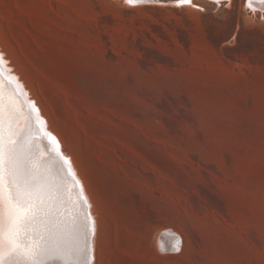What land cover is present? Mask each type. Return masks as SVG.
Listing matches in <instances>:
<instances>
[{
	"label": "rangeland",
	"instance_id": "obj_1",
	"mask_svg": "<svg viewBox=\"0 0 264 264\" xmlns=\"http://www.w3.org/2000/svg\"><path fill=\"white\" fill-rule=\"evenodd\" d=\"M246 4L0 0V55L89 194L93 264H264V11Z\"/></svg>",
	"mask_w": 264,
	"mask_h": 264
},
{
	"label": "snow or ice",
	"instance_id": "obj_2",
	"mask_svg": "<svg viewBox=\"0 0 264 264\" xmlns=\"http://www.w3.org/2000/svg\"><path fill=\"white\" fill-rule=\"evenodd\" d=\"M157 2L125 0L129 5ZM174 2L181 6L192 4L193 0ZM259 3L264 10V0ZM3 65L4 58L0 56V264H50L56 259L61 264H87L81 258L90 251L89 239L95 235L96 223L90 213L84 212L88 201L80 181L70 159L63 155L59 141L46 131L39 117L33 122L29 114L25 129L14 127L17 111L11 103L3 101ZM12 83L9 77L7 87L14 94ZM36 111L32 104L31 112ZM34 123L39 127H34ZM45 137L48 155L41 158L35 145ZM69 182L76 194L72 207L79 208L71 219L62 218L60 211L71 203L64 196V185ZM168 250L179 252L181 248L177 242Z\"/></svg>",
	"mask_w": 264,
	"mask_h": 264
},
{
	"label": "bare ground",
	"instance_id": "obj_3",
	"mask_svg": "<svg viewBox=\"0 0 264 264\" xmlns=\"http://www.w3.org/2000/svg\"><path fill=\"white\" fill-rule=\"evenodd\" d=\"M210 1L217 3V0H210ZM223 1L229 2L230 0H219V3L223 2ZM174 4H175V2H174ZM248 4H249V0H248ZM251 5H252L251 8L261 10V5L259 3V0H251ZM261 11H264V10H261ZM0 56H2L4 58L3 54L0 55ZM7 62L8 61H6V59H4L3 75H4L5 87L3 89V93H4L3 101H4V103H11L14 106V108L16 109V111H17L18 118H17V120L14 123V127H16L17 130L25 129L26 123L29 120V114H31V119H32L33 122H35L36 118L39 117V120L43 123V127L46 129V131L52 133L57 138V140L59 141L60 148H61V151H62L63 155L70 159L72 170L74 171L76 177H78L77 174H76L75 165H74V162H73L72 158L69 155H67L66 153H64V151L62 150V147H61L62 144H61L60 139L58 138V136L56 134H54L50 130L51 128L48 127V124H47V121H46L47 117L45 119V117L41 113V110H40L38 104L35 101H33L34 99L30 96L29 92L26 91L27 89L23 86V84L21 83V80L17 77V75H15V74L10 72ZM9 77H11L12 81H13L12 88L15 90L14 94L7 87V81H8ZM15 87H16V89H15ZM19 94H20L21 98L23 99L25 106H24ZM32 104H34V105L36 104L38 106V108H37L36 105H35V108L38 111L31 112ZM34 127H39V125L34 123ZM35 147L37 149V154L41 158H46L47 157L48 152H47V138L46 137L43 138L40 141H37ZM80 182L82 183V188H83V190L85 191V193L87 195L86 197L88 198V200H90L89 199V194L87 192V189H86L85 185L83 184L82 181H80ZM72 186H73V183H71V182H69V183L64 185V196L67 195V197H69L71 201H72V199L73 200L76 199V194L71 192V190H70ZM72 205H73V203H70V206L68 205V207L69 208L71 207V209H72L73 208ZM61 209H63V208H61ZM74 211L78 214L79 213V208L78 207L75 208V209L73 208V212ZM67 212H68V210H65V211L62 212V214H63L62 218L66 217L67 219H71V217H72L71 215L72 214L71 215H70V213L67 214ZM84 212L86 214L89 213L88 212V207L84 208ZM5 252H8L7 248L5 249ZM81 259H85V257H83ZM86 261H87V256H86ZM50 264H61V261L59 259H56V260L51 261Z\"/></svg>",
	"mask_w": 264,
	"mask_h": 264
},
{
	"label": "water",
	"instance_id": "obj_4",
	"mask_svg": "<svg viewBox=\"0 0 264 264\" xmlns=\"http://www.w3.org/2000/svg\"><path fill=\"white\" fill-rule=\"evenodd\" d=\"M246 3H247V1H246ZM247 5V4H246ZM248 7H249V5H247ZM88 207V205L86 206V208ZM162 236H167V237H170V238H172V237H175V235L174 234H168V233H165V234H163ZM92 237L93 236H91L90 237V239H89V244H90V251H89V253H88V255H87V263L88 264H91L92 263V258H93V256H92V247H91V239H92ZM179 240V239H178ZM162 247V246H161ZM163 248V247H162ZM164 249V248H163Z\"/></svg>",
	"mask_w": 264,
	"mask_h": 264
}]
</instances>
